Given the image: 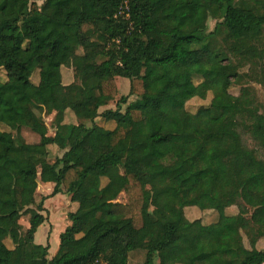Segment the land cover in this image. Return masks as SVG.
<instances>
[{"label": "trees", "instance_id": "trees-1", "mask_svg": "<svg viewBox=\"0 0 264 264\" xmlns=\"http://www.w3.org/2000/svg\"><path fill=\"white\" fill-rule=\"evenodd\" d=\"M39 1L0 0V125L16 134L0 129V264H133L137 250L141 264H162V257L168 264H264L256 247L264 225L250 218L264 219V143L248 145L255 133L264 139V111L252 86L229 91L244 66L264 79V0ZM211 3L221 21L208 31ZM219 35L223 48L214 44ZM178 63L185 71L169 76L165 66ZM118 77L129 80L120 98ZM209 92L208 107L187 110ZM116 99L115 110L98 112ZM38 110L55 113V135ZM23 127L37 143L25 141ZM59 142L66 151L42 168ZM239 153L251 160L231 164L218 179L224 157ZM37 179L54 187L33 209L40 196L26 183ZM63 192L78 208L49 259V245L35 243L34 234L45 221L44 201ZM187 207L215 211L217 219H189ZM185 234L193 246L183 247Z\"/></svg>", "mask_w": 264, "mask_h": 264}, {"label": "rangeland", "instance_id": "rangeland-1", "mask_svg": "<svg viewBox=\"0 0 264 264\" xmlns=\"http://www.w3.org/2000/svg\"><path fill=\"white\" fill-rule=\"evenodd\" d=\"M195 1H198V0H195ZM36 3L41 6L43 1L36 0ZM49 14L50 15H56V12L52 11ZM218 14H219L218 6L215 5L214 3H211L209 5V18L207 20L208 31L214 30L216 24L221 21V19H219V17H218ZM45 16L46 15L41 14V15H39V18L44 19ZM221 40H222V37H221V35H219L217 40L214 41V44L217 48H223L224 45L221 42ZM262 48L264 49V37H263ZM79 52H81V51L79 50ZM262 56H263V60H262L261 64H262V66H264V54H262ZM254 58L255 57H253V59ZM71 69L72 68H68L67 69L68 72H71ZM182 69H183V71H185L184 65L180 64V63L174 64V65L169 64V65L165 66V71L167 73H170L173 70V72L170 73L169 76H180V74H182V73H180V71ZM139 70L142 72L141 69H139ZM247 70H248L247 66H244V67L238 69V71H237V72H239L238 74H242V76L239 78L240 81L234 82L231 85L229 91H230V93H232L234 95H238L239 90L242 87V85L248 84L247 86H249V85L252 86V88L256 92V95H257L259 102L261 103V110L264 111V79L254 80L253 76H252L253 73H251L250 71H247ZM262 72L264 73V69H262ZM5 80H6V73L3 69H0V82H3ZM43 80L45 83L46 91L50 93L52 90L51 84H50L51 80H52L51 76L45 74V75H43ZM116 81H117V86H118V97L117 98H120L122 96H127L128 92H129V85H128L129 81H128V79L117 78ZM194 81H195V83L199 82V78L196 77L194 79ZM211 99H212V93L211 92H209L207 94L205 99L195 97V98H193L187 102L186 108L189 112L195 113L198 109H200L202 107H208L210 105ZM134 100H135V96L128 97L129 103L134 101ZM64 102H66V100H64ZM116 104H117V99L109 102L108 108L115 110L117 108ZM126 106H127V104H121L122 109L117 111V116L124 112V109L126 108ZM38 113L42 116L46 126L48 127V135L49 136L55 135L56 129L54 127V120H53L54 114H45L44 112H41L40 110H38ZM72 120H73V118H70V114H67L65 116L64 121L71 122ZM0 129L4 130V131L11 132L13 135H16L12 129H10L9 127H7L3 124L0 125ZM21 134L27 143H37L39 140L38 139L39 136L37 134L33 133L28 128L23 127L21 129ZM84 143L87 144V146H89L88 137H85L83 139V144ZM263 143H264V139H263V134H261V133H255L248 139V145H249V147H252V148H254L255 146H260ZM87 146L83 145L80 147L78 153H79L81 158H83L85 156V154L87 153ZM52 147H53V149H48L49 150V157H48L49 162L45 163L42 166V168H49L51 166V163L54 162L55 158L61 157L63 155V153L66 151V148H64L60 142L58 143L57 148L54 146H52ZM49 148H51V147H49ZM54 148H56V149H54ZM262 154H263V152H261V155ZM250 160H251V157L245 153H239V154H235V155L234 154L226 155L223 159V163H222L221 167L217 171V178L221 179L224 176V174L227 172L228 167L231 164L239 163V162H247ZM105 182H106V179H102V183L104 184ZM26 184L32 191H34V192L40 191L43 194L52 193V190L54 187V183H53V186L51 187V189L48 187L40 188L39 187V185H40L39 179H37L35 181L27 182ZM64 194H66V193L63 192L62 195H64ZM62 195L60 197V201L62 200L61 202L65 203L64 201L67 200L66 199L67 197L62 196ZM120 196H121V198L118 199V201L125 202V200H126L125 195L121 194ZM42 198L43 197H39L37 199V201L35 202V204L33 206H31V208L35 209L37 204H39L40 201L42 200ZM63 199H64V201H63ZM244 200L247 204L250 203V200L247 197H245ZM61 202L59 203V200L54 195V196L50 197L49 200H47V202L45 204L46 209L44 211V216H48V218L46 220L47 223L44 225L45 235H46L45 237L47 239L45 245H49L50 255L53 254L55 246H56V235L60 234V229L63 226L62 223L65 220V216L69 212V207L65 208L62 206V209L59 210L61 208V206H60ZM92 203H93V201L88 200L86 203L83 204V208H86V206H89ZM186 210H187L186 214H187V217L189 219H198L199 218L200 220H202V222H205V223H211V222L216 221L217 216H218L215 211H201L197 207L188 208ZM232 211L237 212V208L234 206L232 208ZM29 218H30V214L28 212H26L20 218L19 223L23 226V228H24V226L28 227L27 223H29L28 222ZM250 218L254 223L264 225V219L263 218H260L257 215H254L253 213L250 214ZM42 231L40 230V232L38 233L37 239L41 235ZM49 238H50V241L48 240ZM139 239H140V237H139ZM6 242H7V245L10 246V240L9 241L7 240ZM182 242H183V247H191L195 243L194 239L192 237H190L189 235H186V234L183 236ZM244 243L246 246H249L246 238L244 239ZM139 244H140V241L137 240L135 247H138ZM256 247L264 250V238H262L257 243ZM57 248H58V246H57ZM143 261H144V251L137 250L136 253H134V257L131 258V263L141 264ZM167 262L168 261L162 260V258L156 259V263L167 264Z\"/></svg>", "mask_w": 264, "mask_h": 264}, {"label": "crops", "instance_id": "crops-1", "mask_svg": "<svg viewBox=\"0 0 264 264\" xmlns=\"http://www.w3.org/2000/svg\"><path fill=\"white\" fill-rule=\"evenodd\" d=\"M65 73H67V72H65V71H62V76H63V80H64V78H65ZM69 76H71V79L73 78V73L72 72H69ZM70 78V77H69ZM118 78H120V77H118ZM121 79H126V78H121ZM129 81V80H128ZM129 83V82H128ZM129 85V84H128ZM109 109H111V108H108V104L107 105H102V106H100V108H99V113H102V112H104V111H106V110H109ZM111 110H114V109H111ZM51 114H54L55 115V113H51ZM96 123L98 124V125H100V126H107V128H109V129H112V127H113V123H112V121H105L102 117H98V118H96ZM105 123V125H103ZM89 123H87V125H88ZM52 146H54V147H56L57 148V146L56 145H50V149H53V147ZM56 148H54V149H56ZM40 180V179H39ZM53 186V183L52 182H47V183H45V182H43V181H41L40 180V185H39V187L40 188H45V187H48V188H50L51 189V187ZM51 194V193H50ZM50 194H43V193H41L40 191H37V192H35V195H38V196H40V197H44V196H48V195H50ZM63 194V193H59V194H57V195H55L56 196V198L59 200V203L62 201H60V197H61V195ZM62 196H65V197H67L66 199V201H64V199H63V201L65 202V203H62L61 202V208L59 209V210H61L62 209V206L63 207H69V212L68 213H70V212H74L77 208H78V203H76V202H72L71 201V199H70V195H68V194H64V195H62ZM121 198V196L119 197V199ZM47 200H49V198L48 199H46L45 201H44V204H43V207H44V211H45V209H46V206H45V204H46V202H47ZM120 202H123V201H120ZM81 206H82V204H81ZM188 208H194V207H187V208H185V214H186V209H188ZM44 211L42 212V214H43V216H44ZM68 213H67V215H68ZM200 213V212H199ZM67 215L65 216V220L63 221V226H62V228L60 229V234L65 230V228L67 227V226H69L70 225V221L68 220V217H67ZM187 215V214H186ZM45 217V221L38 227V229H37V231L35 232V234H34V241H35V243H37V244H41V245H45L46 244V241H47V239H46V235H45V227H44V225L47 223V218H48V216H44ZM28 224V227H29V223H27ZM27 226H24V229H27L28 228ZM40 230L42 231L41 232V235L38 237V239H37V235H38V233L40 232ZM60 234L58 235H56V246H55V249H54V252H53V254L52 255H50V249H49V256H48V258L49 259H51L56 253H57V251H58V248H59V242H60V239H59V236H60ZM43 236V237H42ZM49 241H50V238L48 239ZM57 246H58V248H57ZM134 253H136V251H134V252H131V255L129 256V259L131 260V258L132 257H134ZM163 258V257H162ZM163 260H164V258H163ZM167 264H168V262H167Z\"/></svg>", "mask_w": 264, "mask_h": 264}, {"label": "built area", "instance_id": "built-area-1", "mask_svg": "<svg viewBox=\"0 0 264 264\" xmlns=\"http://www.w3.org/2000/svg\"><path fill=\"white\" fill-rule=\"evenodd\" d=\"M95 264H106L104 261H97V262H95Z\"/></svg>", "mask_w": 264, "mask_h": 264}]
</instances>
